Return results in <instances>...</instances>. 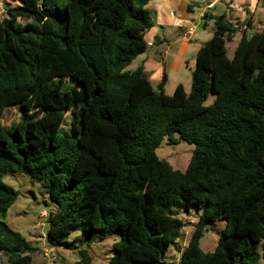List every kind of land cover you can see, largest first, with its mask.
<instances>
[{
    "label": "trees",
    "instance_id": "trees-1",
    "mask_svg": "<svg viewBox=\"0 0 264 264\" xmlns=\"http://www.w3.org/2000/svg\"><path fill=\"white\" fill-rule=\"evenodd\" d=\"M0 17V253L32 264L37 251L6 224L18 194L2 178L27 174L56 208L46 243L88 246L119 230L106 264H161L185 223L201 210L176 264H264V27L234 33L223 15L196 53L190 90H157L141 69L126 72L147 43L151 0H13ZM213 96L211 105H205ZM20 124L6 128L4 110ZM66 113L73 116L62 131ZM193 145L184 171L160 160L163 139ZM224 222L216 245L200 240ZM76 264H91L78 250Z\"/></svg>",
    "mask_w": 264,
    "mask_h": 264
},
{
    "label": "rangeland",
    "instance_id": "rangeland-1",
    "mask_svg": "<svg viewBox=\"0 0 264 264\" xmlns=\"http://www.w3.org/2000/svg\"><path fill=\"white\" fill-rule=\"evenodd\" d=\"M13 0H1L0 17L4 18V8L15 5ZM264 2L260 0L258 10L254 17V25L246 31L247 36L257 32V26L260 27L264 22L263 10ZM262 11V12H260ZM214 26L208 25V31H212ZM241 33L235 32L234 37L226 41L227 56L229 59L233 56L234 48L237 45ZM169 96L172 93L168 94ZM214 97L209 96L205 105H211ZM22 112L14 106H8L4 110L2 123L6 128L20 124ZM73 124V116L66 113L62 124V131L67 132ZM176 142L170 144L167 139H163L156 149V155L160 160L168 162L174 170L184 171L189 162L193 151V145L178 140V135L174 134ZM2 181L14 191L18 196L15 202L7 211L5 222L9 228L19 233L26 241L37 251L31 254L32 264H76L79 260L78 250L85 249L92 258L91 264H106L113 256L114 244L121 238V232L116 230L109 237L103 240H95L88 246L82 238L80 231H74L67 237L70 242L69 247H52L46 243V231L48 229V216L56 214V208L50 201L46 189L41 183L33 182L27 174L7 172ZM201 210L193 207L188 212H179L178 217L185 223V227L180 233L179 239L170 245L166 251L161 264H176L181 256L182 249L185 247L193 230V224L200 215ZM224 222L215 221L210 225V230L204 233L200 240V248L203 252H211L217 242L220 233L224 230ZM47 252V257L44 252ZM6 255L0 253V264H5Z\"/></svg>",
    "mask_w": 264,
    "mask_h": 264
},
{
    "label": "crops",
    "instance_id": "crops-1",
    "mask_svg": "<svg viewBox=\"0 0 264 264\" xmlns=\"http://www.w3.org/2000/svg\"><path fill=\"white\" fill-rule=\"evenodd\" d=\"M210 2L213 6L208 8ZM259 2L260 0H151L146 5L152 22V27L144 33L147 47L125 71L133 72L140 68L142 76L153 90H157L165 77L163 90L167 95L173 93L178 85L188 93L196 53L211 38L213 28L208 31L207 27L210 24L214 26V17L223 15L232 24V38L235 32L246 33L254 25V17L259 13ZM262 10L264 15V8ZM175 19L180 27L174 25ZM263 27L264 22L256 29L259 31Z\"/></svg>",
    "mask_w": 264,
    "mask_h": 264
},
{
    "label": "built area",
    "instance_id": "built-area-1",
    "mask_svg": "<svg viewBox=\"0 0 264 264\" xmlns=\"http://www.w3.org/2000/svg\"><path fill=\"white\" fill-rule=\"evenodd\" d=\"M212 6H213V4H212V2H210L209 5H208V8H210V7H212ZM174 25H176V26H178V27L181 26L180 23H178L177 19L174 20ZM188 34L190 35V34H191V31H189ZM44 253H45L44 256L47 257V252L45 251Z\"/></svg>",
    "mask_w": 264,
    "mask_h": 264
}]
</instances>
